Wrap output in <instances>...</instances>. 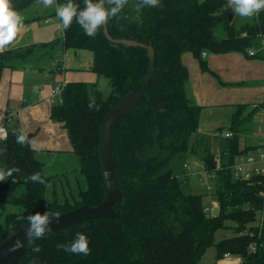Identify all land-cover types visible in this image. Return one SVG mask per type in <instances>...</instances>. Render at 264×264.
<instances>
[{
  "label": "trees",
  "instance_id": "16d2710c",
  "mask_svg": "<svg viewBox=\"0 0 264 264\" xmlns=\"http://www.w3.org/2000/svg\"><path fill=\"white\" fill-rule=\"evenodd\" d=\"M56 2L65 4L67 0ZM11 3L16 11L39 4L38 0ZM73 3L79 9L84 7V0ZM135 3L129 0L107 23L113 40H134L155 51L153 78L139 105L113 136L114 162L124 194L122 202L114 204L120 215L47 232L28 243L19 264H199L210 246H215L220 258L229 252L241 258L239 264H264V230H255L254 237L245 232L257 220L261 202L255 190L236 180L231 171L236 156L254 148L242 140L241 134L249 129L245 124L261 106L238 104L228 127L219 128L212 137L198 136L203 106L188 90L189 71L182 59L183 53L191 52L204 70L208 64L203 51L241 52L264 59V10L239 22L236 17L229 20L227 0H160L162 7L144 8L137 21ZM62 30V39L43 45L55 46L62 41L66 49L91 52V71L108 79L110 89L104 93L100 80L70 81L61 101L52 107L51 119L63 124L73 146L71 156L64 158L72 160L65 166L66 171L48 173L37 154L42 150L31 143L18 144L14 134L18 129H9L5 149L0 152V168L20 171L13 174L15 184L12 177L0 181V243L22 227L30 214L65 213L104 201L107 190L99 151L101 127L119 101L139 92L150 73L151 58L146 47L115 42L107 37L104 27L95 37H89L75 18L69 28ZM36 45L0 52V78L12 60L24 59ZM251 49L256 50L255 55L249 54ZM90 96L100 105L99 111L89 109ZM225 128L234 135L223 137ZM27 134L31 142L32 134ZM197 137L207 144L201 154L195 146ZM43 151L56 152L49 156L53 158L64 156L62 151ZM193 155L200 156L202 166L209 170L217 169L218 158L221 160L213 192L219 209L216 215L205 212L203 193L182 187L188 175L185 165ZM37 172L51 184L50 189L31 180L25 182ZM227 220L236 223L235 235L216 241V231L226 227ZM77 233L88 238V255L57 249V243L69 244ZM254 240L258 246L249 252ZM34 244L41 251L34 252Z\"/></svg>",
  "mask_w": 264,
  "mask_h": 264
},
{
  "label": "crops",
  "instance_id": "0c3cea01",
  "mask_svg": "<svg viewBox=\"0 0 264 264\" xmlns=\"http://www.w3.org/2000/svg\"><path fill=\"white\" fill-rule=\"evenodd\" d=\"M57 5L56 2L45 8L39 3L17 11L24 17L23 27L6 49L37 45L32 54L12 60V64L3 69L0 118L12 114L8 128H23L32 134L31 144L35 149L71 151L73 146L66 128L51 119L52 107L62 98L61 95L60 99L53 97L51 91L59 82H93L98 80V75L90 69L91 52L66 49L62 41L55 46L43 45L63 38L61 21L56 15ZM60 59L65 66L63 73L57 71ZM182 59L189 71L188 90L196 103L203 106L198 136L212 137L219 128L228 127L236 105H260L257 111H262V124L256 127L251 140L245 139L247 145L259 143L264 135V59L241 52L207 51V70L191 52L183 53ZM196 156L190 161L193 174L203 167ZM240 261V257L235 259L237 264Z\"/></svg>",
  "mask_w": 264,
  "mask_h": 264
},
{
  "label": "clouds",
  "instance_id": "9594fccd",
  "mask_svg": "<svg viewBox=\"0 0 264 264\" xmlns=\"http://www.w3.org/2000/svg\"><path fill=\"white\" fill-rule=\"evenodd\" d=\"M129 0H84V7L79 9V6L73 3V0H67L65 4L56 6V15L61 21L63 29L71 26L75 18L79 26L84 30V33L89 37H95L98 30L104 27L110 18L116 17L124 7L128 4ZM38 3L43 4L45 8L51 7L56 4V0H38ZM228 8H231L236 15L240 17H252L257 15L261 10H264V0H227ZM162 7L160 0H136L133 5L137 13L136 20H140V13L144 8ZM24 17L18 13L12 6L11 0H0V52L4 51L19 34L23 27ZM89 109L100 110V105L96 103L94 96L89 97ZM16 142L24 145L31 143L28 140V134L20 128L15 131ZM18 168L3 169L0 168V181H6L9 177L13 178V174L19 172ZM31 180L46 185L51 188L50 183H46L45 179L39 172L27 177L25 182ZM12 183H16V179H12ZM48 203L50 200L45 198ZM57 222L60 219V214H50L45 211L43 214L36 212L27 217V227L24 233V239L29 242L42 238L46 232L51 231L50 225L53 220ZM24 246V241L17 239L9 248L10 252H15ZM58 250H64L73 254L88 255L90 252L88 246V238L83 233H77L75 238L69 243H57ZM34 252L41 251L39 245L34 244Z\"/></svg>",
  "mask_w": 264,
  "mask_h": 264
},
{
  "label": "water",
  "instance_id": "95a60500",
  "mask_svg": "<svg viewBox=\"0 0 264 264\" xmlns=\"http://www.w3.org/2000/svg\"><path fill=\"white\" fill-rule=\"evenodd\" d=\"M227 13L229 20H232L234 18V11L231 8H228ZM104 31L107 37L113 40L109 35L107 24L104 26ZM113 41L124 43L127 45H139L142 47H146L151 58L150 73L144 81L139 92L137 94L129 93L121 101H119L114 106L111 113L107 115L101 127L99 151L103 176L107 190V194L104 201L98 206L82 205L71 211L59 213L60 219L58 222L55 219L52 221L50 225L51 231L64 229L95 218H114L120 215V212L114 209V204L122 202L124 194L120 187L117 170L114 162L113 136L119 124L126 117H128L139 105L146 92L148 84L153 78L155 65V51L152 46H146L145 44L139 43L134 40L117 39ZM218 210V207H215L213 210V215H216L218 213ZM26 227L27 222L22 227H20L15 233H13L11 236H9L7 239L0 243V264H19L20 260L22 259L27 250L29 243V241L24 239ZM18 238L24 241V246L15 252H10L9 248Z\"/></svg>",
  "mask_w": 264,
  "mask_h": 264
},
{
  "label": "built area",
  "instance_id": "2783aa9c",
  "mask_svg": "<svg viewBox=\"0 0 264 264\" xmlns=\"http://www.w3.org/2000/svg\"><path fill=\"white\" fill-rule=\"evenodd\" d=\"M261 12V11H260ZM260 12L256 15L258 16ZM49 20V19H48ZM264 50V35H262V47ZM256 50H249L250 55H255ZM207 51L202 52V57L206 58ZM59 64L57 65V71L63 73L65 66H63V62L60 59ZM66 83L59 82L52 89V96L56 97L61 95L63 92ZM257 107V105L252 106ZM13 115L6 114L2 118H0V138L7 139L9 128L8 125L12 122ZM221 135L226 138H230L234 135L231 130H223ZM254 148L247 152L242 153L236 156L234 163L231 166V171L233 173V177L236 180H240L245 182L249 187L255 190V196L259 198L261 202V209L258 214V218L253 224V226L249 229H246V233L251 237L255 236V230L261 233L264 230V135L262 136V140L259 143L253 145ZM221 160L218 158V168H220ZM186 170L188 174H193L191 169V162H188L186 165ZM217 169L209 170L208 168L203 167L201 170L195 172L199 175V180L204 181L205 179L208 181L206 184V189L208 192H214V184ZM215 207H218V202L213 199L211 204L206 205L204 210L206 213L213 214V210ZM258 246V241L254 240L249 246V252H253L256 250ZM231 253H225L224 257H231Z\"/></svg>",
  "mask_w": 264,
  "mask_h": 264
},
{
  "label": "rangeland",
  "instance_id": "374dc122",
  "mask_svg": "<svg viewBox=\"0 0 264 264\" xmlns=\"http://www.w3.org/2000/svg\"><path fill=\"white\" fill-rule=\"evenodd\" d=\"M203 1V0H200ZM234 17H236V19L241 22L244 21V19L246 17H240L239 15H236L234 12ZM98 80H100V86L102 88V90L104 91V93H108L109 89H110V83L108 81V79L101 77H98ZM97 80V81H98ZM52 92V91H51ZM59 97H57V99H60V95H58ZM262 111H257V113H254L253 116L251 117V119L245 124L246 126L249 127V129H247V131L243 134H241V138L248 140H251V135L255 134L257 132L256 127H260L262 124V113H260ZM56 122V121H54ZM57 123H61V122H57ZM67 130V129H66ZM217 132V131H216ZM216 132H213L215 135ZM68 134V132H67ZM212 135V136H213ZM5 140V139H4ZM211 143V142H210ZM195 146L196 149L198 148V153L201 154L203 149H205V147L207 146V144L202 141L200 139V137L196 138L195 141ZM208 146H212V144L208 145ZM5 149V141L0 140V152L2 150ZM210 149L213 151L215 148H211ZM37 150H42V149H37ZM43 150H47V149H43ZM40 151L38 152V157L45 162V167L48 173H54L55 170H63L66 171L67 168H65L66 165L71 164L72 160H65L64 158H69L71 156V153L69 150H65L62 151L64 152V156H61L60 158H53V157H49L54 155H57V153H49L48 151ZM199 164H202V159L200 156H197ZM57 159V160H56ZM56 160V161H55ZM60 163V164H57ZM206 184H208V181L205 179L204 181L199 180V175L193 174L190 175L188 174L186 176V181L182 183V187L187 190V191H193V192H200L204 194V203L209 205L211 204L213 198V193L212 192H208L206 189ZM11 209H17L16 206L14 205H9ZM2 216H3V212H1L0 210V220H2ZM226 227L221 228L219 230L216 231L215 234V238L216 241H219L225 237H231L233 235H235V228L234 226L236 225L235 222H233L232 220H227L226 221ZM238 258L237 256L233 255L232 258L230 259H226L225 257H218L217 256V251L215 246H210L208 247L205 252L203 253V255L201 256L200 260H199V264H237L235 262V259Z\"/></svg>",
  "mask_w": 264,
  "mask_h": 264
}]
</instances>
